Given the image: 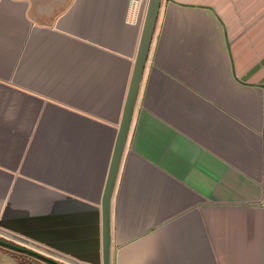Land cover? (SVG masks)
I'll list each match as a JSON object with an SVG mask.
<instances>
[{
  "label": "crops",
  "instance_id": "obj_1",
  "mask_svg": "<svg viewBox=\"0 0 264 264\" xmlns=\"http://www.w3.org/2000/svg\"><path fill=\"white\" fill-rule=\"evenodd\" d=\"M147 4L0 0L5 240L102 264ZM109 236L110 264H264V0L160 1Z\"/></svg>",
  "mask_w": 264,
  "mask_h": 264
},
{
  "label": "water",
  "instance_id": "obj_2",
  "mask_svg": "<svg viewBox=\"0 0 264 264\" xmlns=\"http://www.w3.org/2000/svg\"><path fill=\"white\" fill-rule=\"evenodd\" d=\"M160 1L161 0H148L142 31L140 35V40L138 44V49L134 60L129 86H128L124 106L122 109L121 119L118 126V131L113 146L110 165L106 177V184H105L102 203H101L102 231H103L102 264L111 263L110 236H109L111 196L116 182L122 153L127 140L130 122L132 118V112L136 102V96L138 93L145 61L150 47ZM0 246L10 251L26 254L47 264H65L55 258L46 256L42 253L36 252L26 247L12 244L5 240L0 239ZM72 261L75 262L74 260ZM75 263L78 264L77 262Z\"/></svg>",
  "mask_w": 264,
  "mask_h": 264
},
{
  "label": "rangeland",
  "instance_id": "obj_3",
  "mask_svg": "<svg viewBox=\"0 0 264 264\" xmlns=\"http://www.w3.org/2000/svg\"><path fill=\"white\" fill-rule=\"evenodd\" d=\"M0 239L5 240V238L2 237V235H0ZM7 242H10V241H7ZM0 264H47V263L42 262L26 254L18 253L15 251H10L0 246Z\"/></svg>",
  "mask_w": 264,
  "mask_h": 264
},
{
  "label": "built area",
  "instance_id": "obj_4",
  "mask_svg": "<svg viewBox=\"0 0 264 264\" xmlns=\"http://www.w3.org/2000/svg\"><path fill=\"white\" fill-rule=\"evenodd\" d=\"M14 239H17V238L14 237ZM14 239H13V240H14ZM14 241H15V240H14ZM15 242H16V241H15ZM16 243H17V242H16ZM16 243H15V244H16ZM17 244H18V245H22V247H26V248L32 249V250H34V251H36V252L42 253V254H44V255H46V256H49V257L55 258V259H57V260H59V261L65 263V264H76L75 262H72V261H70V260H67V259H65V258H62V257H60V256H56L55 254L50 253L48 250L43 249V248H40V246H38V245H34V244H31V243H24V242H18ZM17 244H16V245H17Z\"/></svg>",
  "mask_w": 264,
  "mask_h": 264
}]
</instances>
